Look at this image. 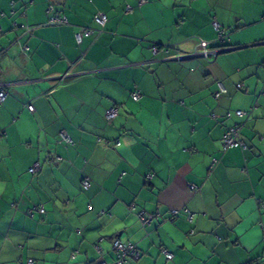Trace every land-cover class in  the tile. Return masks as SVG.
Returning a JSON list of instances; mask_svg holds the SVG:
<instances>
[{
	"label": "crops",
	"instance_id": "obj_1",
	"mask_svg": "<svg viewBox=\"0 0 264 264\" xmlns=\"http://www.w3.org/2000/svg\"><path fill=\"white\" fill-rule=\"evenodd\" d=\"M1 90L0 264H264V0H0Z\"/></svg>",
	"mask_w": 264,
	"mask_h": 264
},
{
	"label": "built area",
	"instance_id": "obj_2",
	"mask_svg": "<svg viewBox=\"0 0 264 264\" xmlns=\"http://www.w3.org/2000/svg\"><path fill=\"white\" fill-rule=\"evenodd\" d=\"M49 11H52V7L49 8ZM94 22L96 23L98 28L101 30L105 27L106 16L102 13H98L97 15L94 16ZM65 23H66V20L58 16L50 18V20L48 21L49 25H62ZM212 26L217 33V43L220 44L221 47L211 48L209 43L202 41V40H198L197 45H196L197 52H195L194 54H191L190 56H200L201 58L207 60L208 56L214 57L215 53L218 50L227 48L224 46V44L227 41L226 31L222 29L215 21L212 23ZM91 34H93V30L91 29H88V28L80 29L79 32L75 35V41L77 45L81 44L83 37L89 36ZM152 52L156 53L157 48L153 47ZM236 88L238 90H241L242 85L238 84ZM225 94H226L225 87L223 86L222 83L217 82L216 90L213 93V97L215 99H219L221 96ZM5 97H6L5 91L1 90L0 91V104L3 103V101L5 100ZM138 97H139L138 92H135L134 94H132L133 99L136 100ZM28 110L30 112H33V107L28 106ZM116 115H117V108L113 107L106 112L105 120L107 122H111L116 117ZM234 115L238 118H241V117H244L246 113L242 111H236ZM227 117H230V114H227ZM221 147L223 150L232 149V148H239L242 150H246L247 145L240 137V128L236 127L235 125L231 127H227L221 139ZM215 163H216V160H212L211 167H213ZM38 170H39V165L34 164L29 169V172L31 174H34ZM82 187L83 189H87L89 187V183L87 180H84L82 182ZM35 210L40 214L44 213V210L42 207H39L37 209L35 208ZM184 213L188 216V219H191L192 217L191 214H189L187 211H184ZM177 214H178L177 211H172L171 217H174ZM152 218H153L152 215L140 216V222L143 226H145L149 224ZM112 248L116 255V260L112 264H121L128 257L135 260V259H138L140 256V252L137 250L136 246H134L131 242H121L119 239H114L112 242ZM161 253L164 255L166 261L172 260V254L169 253L167 250H162ZM27 263L31 264L32 262L29 260ZM100 264H105V263H100Z\"/></svg>",
	"mask_w": 264,
	"mask_h": 264
},
{
	"label": "trees",
	"instance_id": "obj_3",
	"mask_svg": "<svg viewBox=\"0 0 264 264\" xmlns=\"http://www.w3.org/2000/svg\"><path fill=\"white\" fill-rule=\"evenodd\" d=\"M226 43H227V42H226ZM226 43L224 44V46H225V47H229ZM210 47H211V48H217V47H221V45L217 43L216 45H210ZM156 48H157V47H156ZM216 83H217V82H216ZM220 83H221V82H220ZM214 92H215V91H214ZM3 102H4V101H3ZM27 110H28V107H27ZM33 110H34V108H33ZM117 110H118V108H117ZM28 111H29V110H28ZM29 112H30V111H29ZM234 113H235V112H234ZM234 113H233V114H234ZM105 114H106V113H105ZM246 115H247V114H246ZM246 115H245V116H246ZM234 116H235V115H234ZM235 117H236V116H235ZM241 118H242V117H241ZM104 119H105V116H104ZM105 121H106V120H105ZM106 122H107V121H106ZM108 123H109V122H108ZM234 125H235L236 127L240 128V130H241V125H239V124H234ZM234 125H233V126H234ZM240 137H241V135H240ZM221 139H222V138H221ZM241 139L243 140L242 137H241ZM243 141H244V140H243ZM244 142H245V141H244ZM245 144L247 145L246 142H245ZM247 147H248V146H247ZM213 160H214V159H213ZM215 164H216V163H215ZM38 165H39V164H38ZM39 169H40V166H39ZM28 172H29V171H28ZM29 173H30V172H29ZM30 174H31V173H30ZM34 174H35V173H34ZM34 174H32V175H34ZM84 180H86V179H84ZM84 180H82V182H83ZM87 181H88V180H87ZM82 182H81V188H82V190L85 191V190H87V189H83V187H82ZM88 183H89V182H88ZM89 185H90V184H89ZM43 210H44V209H43ZM36 212H37V211H36ZM26 213H27L28 216H32L33 213H34V211H33V210H30V211H28V212H26ZM39 214H40V213H39ZM147 215H152V216L154 217L156 214H147ZM145 216H146V215H145ZM139 220H140V219H139ZM140 223H141V222H140ZM114 239H116V238H114ZM114 239H113V240H114ZM113 240H112V242H113ZM162 250H165V249H162ZM162 250H161V251H162ZM114 256H115V257H114V260H113L112 263L115 262V258H116L115 253H114ZM28 261H29V260H28ZM28 261H27V262H28ZM30 261L32 262L31 264H33V261H32V260H30ZM112 263H111V264H112ZM27 264H28V263H27ZM92 264H100V263H92ZM105 264H106V263H105Z\"/></svg>",
	"mask_w": 264,
	"mask_h": 264
},
{
	"label": "water",
	"instance_id": "obj_4",
	"mask_svg": "<svg viewBox=\"0 0 264 264\" xmlns=\"http://www.w3.org/2000/svg\"><path fill=\"white\" fill-rule=\"evenodd\" d=\"M234 48H232V47H227V48H225V49H221V50H218L216 53H215V56L214 57H216L217 55H220V54H224V53H228V52H230V51H232ZM192 57H194V56H192ZM195 57H200V56H195ZM212 56H208V59L209 58H211ZM201 58V57H200ZM207 59V60H208ZM159 218H160V216H158ZM154 218V217H153ZM153 218L151 219V221L149 222V224L152 222V220H153ZM163 221V220H162ZM165 221V220H164ZM148 224V225H149ZM119 237H120V235H117L116 236V239H119ZM112 250H113V248H112ZM113 252H114V250H113ZM115 260H116V258H115ZM129 260H134V259H132V258H127V259H125L121 264H125V263H127Z\"/></svg>",
	"mask_w": 264,
	"mask_h": 264
}]
</instances>
